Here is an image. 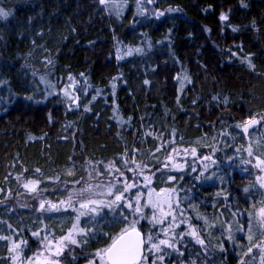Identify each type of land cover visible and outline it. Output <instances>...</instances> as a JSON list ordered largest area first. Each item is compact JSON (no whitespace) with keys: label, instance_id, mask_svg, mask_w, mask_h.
Instances as JSON below:
<instances>
[{"label":"snow or ice","instance_id":"1","mask_svg":"<svg viewBox=\"0 0 264 264\" xmlns=\"http://www.w3.org/2000/svg\"><path fill=\"white\" fill-rule=\"evenodd\" d=\"M160 2L133 0L135 11L131 26L146 28L157 21L163 23L164 18L172 19L175 27L176 18L170 14L184 10L171 4L162 8L158 6ZM97 3L103 6V11L117 18L122 17L125 9L131 10L129 0H97ZM241 4L248 7L244 0ZM212 7L208 5L201 11L207 13ZM231 11V8L221 11L219 20L228 22ZM14 14V7L0 3V22H4V27H8L7 22ZM173 27L167 29L164 37L169 41L166 45L169 48ZM253 29L257 33L264 31L255 19L243 26L245 31ZM203 30L211 32L207 27ZM241 30L232 27L233 32ZM43 31L41 29L38 35L42 37ZM141 36L140 45H125L123 50L116 47V59L119 61L134 53L148 56L153 42L148 39V33H141ZM114 39L117 44L122 43L115 36ZM32 44L36 45V41ZM38 47L49 53L43 57L45 68L54 65L49 58L50 50L44 45ZM259 54L264 55V48ZM226 55L230 61H238L257 77L264 78V72L253 62L258 54L245 53L243 42L229 47ZM203 67L206 69L207 65ZM32 75L36 76V72ZM122 76L120 73L111 78L113 95L115 81ZM176 79L180 83L179 92L185 90V82L195 88L190 76L181 79L178 75ZM40 80L47 85L43 99L50 96L59 99L62 93L67 110H79L81 95L86 97L88 88L93 87L85 72L74 75L70 70L67 82L59 89L46 76H40ZM150 83L143 80L145 86ZM6 84L7 81L0 77V86ZM94 92L91 100L83 104L84 112H91L92 103L102 94L99 88H94ZM26 99L34 100L35 97L29 95ZM179 100L177 96V104ZM198 100L199 96L191 103L196 105ZM211 102L217 110H227L231 104L230 95L214 94ZM113 111L118 112V109ZM47 119L52 123L51 113ZM119 119L120 127L133 140L129 144L122 133H117L123 148L111 157H85L81 163L76 151L78 145H74L61 172L47 175L40 166L28 168L20 163V172L14 177L10 173L4 177L6 183L14 179L35 203L17 199L13 205L14 196L20 197L21 193L0 187V248L5 253L0 256V264L5 261L8 264H79L81 260L84 264H227L230 253H234L236 264H264V106L259 110L249 109L247 116L239 121L229 114L227 119L235 121L229 124H225L226 117L221 114L214 123L207 125L215 129L219 124L220 131L212 135L205 132L188 141L170 125L145 124L146 115H141L139 126L132 123V117ZM62 127L67 130L71 122ZM196 127H201L199 122ZM62 139L68 141L69 137ZM71 139L75 140V135ZM238 139L243 143H237ZM218 152L222 155L218 156ZM46 161L55 164L50 155ZM237 169L251 178L247 185L238 189L243 193L239 197L226 187V180L232 179L229 170ZM217 183L220 188L214 196L201 198V189ZM50 196L53 198H48ZM234 199L236 203H232ZM240 200L249 207L243 208ZM217 204L228 212V218L221 221L215 213L200 211L201 207L216 208ZM18 209L28 210L29 217L19 215ZM5 217H14L16 223ZM215 232H219V237L214 243ZM226 244H231V248Z\"/></svg>","mask_w":264,"mask_h":264},{"label":"trees","instance_id":"2","mask_svg":"<svg viewBox=\"0 0 264 264\" xmlns=\"http://www.w3.org/2000/svg\"><path fill=\"white\" fill-rule=\"evenodd\" d=\"M0 3L15 9L14 16L7 22L8 27L0 22V35L3 36L0 41V77L7 81L6 85L0 86V187L21 193L20 197L14 196L13 205L17 199L23 203H35L14 179L4 181L9 173L14 177L21 171L20 163L28 168L40 166L47 175L61 172L74 145H78L76 151L81 163L85 157L109 158L123 148L117 133H122V138L129 144L133 140L120 127L119 118L132 117V123L139 126L141 115H146L145 124L170 125L188 141L205 132L212 135L214 131H220L219 124L215 129L207 125L214 123L221 114L226 117L225 124H229L244 119L249 109L259 110L264 106V78L257 77L238 61H230L226 55L229 47L243 42L245 53L258 54L253 62L259 71L264 72V55L259 54L264 48V31L243 30V26L253 19L264 29V0H244L248 7L242 6L241 0H161L159 7L179 5L183 13L170 14L176 18L175 27L172 19L162 18L163 23L157 21L146 28L131 26L135 11L133 0H129L131 10L125 9L120 18L103 11L97 0H0ZM208 5H212V9L202 12L201 9ZM229 8L232 10L229 21L221 22L220 12H227ZM169 27H173L170 48L166 46L169 41L164 40ZM204 27L211 32L204 31ZM232 27L242 30L233 32ZM41 29L44 30L42 37L38 35ZM145 32L153 42L151 53L148 56L134 53L118 61L116 47L123 50L125 45H140L141 33ZM114 36L122 43L117 44ZM33 40L36 45L32 44ZM39 45L50 50L49 58L54 65L45 68L43 57L49 53ZM155 66L158 67L153 71ZM69 70L74 75L85 72L93 86L88 88L86 97L81 95L79 110H67L62 93L59 99L56 96L43 99L47 85L40 76H46L59 89L67 82ZM33 71L36 76L32 75ZM120 73L123 76L115 81L117 86L113 95L111 78ZM178 75L181 79L190 76L195 88L185 82V90L179 92ZM145 79L151 82L150 85H143ZM94 88L101 89L102 94L92 103V111L84 112L83 104L91 100ZM217 93L230 95L231 104L227 110H217L215 103L211 102L212 95ZM29 95L35 99H26ZM177 96L180 97L179 104ZM197 96L199 100L193 105L191 101ZM114 108L118 112H114ZM49 113L52 123L47 119ZM229 114L235 121L227 119ZM114 116L118 118L113 119ZM70 122L71 127L65 130L62 125ZM198 122L200 128L196 127ZM73 135L75 140L71 139ZM64 136L69 140H63ZM237 143L243 141L238 139ZM101 145L107 147L102 149ZM48 155L55 164L46 161ZM229 172L232 179L226 180L227 190L235 197L242 196L238 189L247 185L251 178L238 169ZM219 188V183L206 186L200 190V196L212 197ZM239 203L243 208L249 207L243 200ZM200 211L215 213L221 221L228 218V212L219 204L216 208L201 207ZM18 212L26 219L29 217L28 210L18 209ZM9 219L16 223L14 217ZM218 237L219 232L213 233L214 243ZM226 247L231 248V244ZM4 254V249L0 248V256ZM79 264H84L83 260ZM227 264H236L234 253L229 254Z\"/></svg>","mask_w":264,"mask_h":264}]
</instances>
